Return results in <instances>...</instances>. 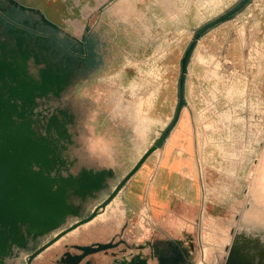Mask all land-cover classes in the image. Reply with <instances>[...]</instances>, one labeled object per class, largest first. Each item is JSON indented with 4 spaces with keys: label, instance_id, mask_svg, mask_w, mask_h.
Here are the masks:
<instances>
[{
    "label": "rangeland",
    "instance_id": "374dc122",
    "mask_svg": "<svg viewBox=\"0 0 264 264\" xmlns=\"http://www.w3.org/2000/svg\"><path fill=\"white\" fill-rule=\"evenodd\" d=\"M254 6L261 28L222 29L188 59L203 205L193 254L163 259L123 189L180 106L187 50L180 60L172 35L154 45L131 6L97 14L79 42L0 0V264H225L235 245L264 250V0Z\"/></svg>",
    "mask_w": 264,
    "mask_h": 264
},
{
    "label": "crops",
    "instance_id": "0c3cea01",
    "mask_svg": "<svg viewBox=\"0 0 264 264\" xmlns=\"http://www.w3.org/2000/svg\"><path fill=\"white\" fill-rule=\"evenodd\" d=\"M20 1L55 20L79 42L85 38L91 19L97 14L99 18L109 10L111 13L116 10L110 16L118 18L115 13L120 8L131 6L151 27L154 45L157 41L166 42L170 35L177 36L179 43L172 50L179 52L180 60L197 36L195 45L222 29L231 36L238 27L243 28L247 37L252 25L256 27L258 23L260 28L262 25V16L259 17L254 6L257 0H249L231 16L228 14L244 0H31V4ZM226 46L229 49L231 43ZM185 76L182 72L181 83ZM183 95L181 86L180 102ZM162 121L163 133L127 181L123 196L134 218L144 213L150 220L153 230L146 239L156 243L159 257L186 259L195 250V232L203 205L197 126L194 113L186 105L175 104L169 117Z\"/></svg>",
    "mask_w": 264,
    "mask_h": 264
},
{
    "label": "water",
    "instance_id": "95a60500",
    "mask_svg": "<svg viewBox=\"0 0 264 264\" xmlns=\"http://www.w3.org/2000/svg\"><path fill=\"white\" fill-rule=\"evenodd\" d=\"M248 1L249 0H244L243 2H241L238 7L232 12H230L228 15L231 16L237 13L244 5L248 3ZM198 37L199 36L195 38L193 46L187 52L183 60V74L186 73L187 62L195 45V41L198 39ZM183 83L184 82L182 81V86ZM182 102L183 99L180 102V106H182ZM161 143L162 140L159 142L158 145H161ZM254 248L256 249V246ZM225 264H264V250L259 249L258 252H255L250 255L248 252H246V248L244 246L239 247L238 245H235L229 250Z\"/></svg>",
    "mask_w": 264,
    "mask_h": 264
},
{
    "label": "bare ground",
    "instance_id": "6f19581e",
    "mask_svg": "<svg viewBox=\"0 0 264 264\" xmlns=\"http://www.w3.org/2000/svg\"><path fill=\"white\" fill-rule=\"evenodd\" d=\"M220 5H221V4H220ZM164 74H165V73H164ZM149 75H150V74H149ZM152 75H153V74H152ZM150 76H151V75H150ZM154 76H155V75H154ZM162 82H163V81H162ZM163 84H164V83H163ZM172 84H173V83H172ZM140 85H141V84H140ZM174 85H175V84H174ZM214 86H215V85H214ZM159 87H160V86H159ZM140 88H141V87H140ZM140 88L138 87V89H140ZM164 88H165V86H164ZM134 89H135V88H134ZM145 92H147V91H145ZM151 92H152V91H151ZM142 93H143V92H142ZM152 94H153V93H152ZM175 94H176V93H175ZM208 95H209V94H208ZM227 95H229V92H228V91H227ZM202 96H203V95H202ZM225 96H226V94H225ZM202 98H204V96H203ZM159 99H160V98H159ZM210 99H211V98H210ZM206 100H207V98H206ZM202 102H203V101H202ZM143 103H144V101H143ZM150 103H151V101H150ZM204 103H206V102H204ZM204 103H203V104H204ZM211 103H212V102H211ZM211 103H210V105H211ZM139 104H142V103H139ZM156 104H157V103H156ZM146 105H147V104H146ZM206 105H207V104H206ZM135 106H136V105H135ZM135 106H134V107H135ZM138 106H139V105H138ZM149 106H150V105H149ZM151 106H152V105H151ZM209 107H210V106H209ZM209 107H208V108H209ZM212 107H213V105H212ZM140 108H141V107H140ZM148 108H149V107H148ZM210 108H211V107H210ZM142 109H143V108H142ZM136 110H137V109H136ZM139 110H140V109H139ZM148 110L151 111V109H148ZM136 112H137V111H136ZM138 112H139V111H138ZM139 113H140V112H139ZM141 113H142V110H141ZM143 113H145V112H143ZM143 113H142V114H143ZM142 116H143V115H142ZM166 120L168 121V119H166ZM146 122H147V121H146ZM151 123H152V122H151ZM220 123H221V122H220ZM220 123H219V124H220ZM222 124L225 125V122H224V123L222 122ZM226 125H227V124H226ZM219 126H220V125H219ZM226 128H227V127H226ZM215 131H216V130H215ZM224 132H225V131H224ZM224 132H223V133H224ZM226 132H228V130H227ZM142 138H143V137H142ZM144 138H145V137H144ZM221 142H222V141H221ZM216 143H217V142H216ZM218 143H219V142H218ZM144 144H145V143H144ZM141 145H142V144H141ZM217 145H218V144H217ZM217 149H218V148H217ZM184 165H185V164H184ZM256 168H257V167H256ZM188 169H189V168H188Z\"/></svg>",
    "mask_w": 264,
    "mask_h": 264
},
{
    "label": "flooded vegetation",
    "instance_id": "af4514ba",
    "mask_svg": "<svg viewBox=\"0 0 264 264\" xmlns=\"http://www.w3.org/2000/svg\"><path fill=\"white\" fill-rule=\"evenodd\" d=\"M187 258H189V257H187ZM227 259V258H226Z\"/></svg>",
    "mask_w": 264,
    "mask_h": 264
}]
</instances>
